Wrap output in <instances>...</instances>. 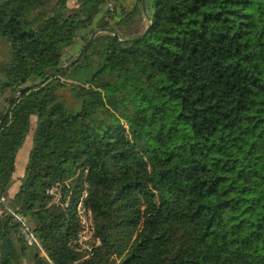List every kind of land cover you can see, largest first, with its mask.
I'll return each mask as SVG.
<instances>
[{
    "label": "trees",
    "instance_id": "1",
    "mask_svg": "<svg viewBox=\"0 0 264 264\" xmlns=\"http://www.w3.org/2000/svg\"><path fill=\"white\" fill-rule=\"evenodd\" d=\"M144 1L0 0V264H264V0Z\"/></svg>",
    "mask_w": 264,
    "mask_h": 264
},
{
    "label": "built area",
    "instance_id": "2",
    "mask_svg": "<svg viewBox=\"0 0 264 264\" xmlns=\"http://www.w3.org/2000/svg\"><path fill=\"white\" fill-rule=\"evenodd\" d=\"M48 198V207H58L62 206V193L60 190V186L58 184L48 188L45 192ZM85 194H83L82 199L76 205V214L79 219V230L74 238L71 247L77 253H80L84 256L91 255L97 247L101 245V241L98 237H95L93 219L91 212L87 210L83 203V198ZM65 208L67 204L63 205ZM7 213L11 214L15 221L19 224V232L23 237L24 241L31 246H35L40 250L41 256H44V253L40 249L38 241L32 231V228L26 221V218L21 215L15 214L11 209L6 208Z\"/></svg>",
    "mask_w": 264,
    "mask_h": 264
},
{
    "label": "crops",
    "instance_id": "3",
    "mask_svg": "<svg viewBox=\"0 0 264 264\" xmlns=\"http://www.w3.org/2000/svg\"><path fill=\"white\" fill-rule=\"evenodd\" d=\"M34 130H35V127L31 131V119H30L29 133L24 141L22 148L19 150V152L16 155L15 170L12 175L11 187L8 191L9 199H13L19 190L20 183H21L20 180L24 176L25 168L28 162L29 153L32 148V138L34 135ZM27 138H30V141H28Z\"/></svg>",
    "mask_w": 264,
    "mask_h": 264
},
{
    "label": "rangeland",
    "instance_id": "4",
    "mask_svg": "<svg viewBox=\"0 0 264 264\" xmlns=\"http://www.w3.org/2000/svg\"><path fill=\"white\" fill-rule=\"evenodd\" d=\"M75 6H76V0H69L68 7L69 8H74ZM142 29H143V26H142ZM99 33H101V30H95L94 32H92V34H95L94 36H96ZM72 52H73L72 56L64 58L63 65L68 64L69 62H71L74 59V57L80 52V49L73 50ZM59 94L69 105L73 104L74 101H73L70 93L67 90H61V91H59ZM35 125H36V118L32 117L31 118V131L34 129ZM27 140L30 141V138H27ZM19 163H20V161H19ZM26 221L29 224V226L31 227L30 221L27 218H26ZM23 264H29V263L27 261H24Z\"/></svg>",
    "mask_w": 264,
    "mask_h": 264
},
{
    "label": "water",
    "instance_id": "5",
    "mask_svg": "<svg viewBox=\"0 0 264 264\" xmlns=\"http://www.w3.org/2000/svg\"><path fill=\"white\" fill-rule=\"evenodd\" d=\"M141 5H142L143 12H145V1H144V0H141ZM146 32H147V31H145L143 35H145ZM94 35H95V34H92V35L90 36L89 41H88L87 44L84 46V48L82 49V51H80V52L74 57V59H73L71 62H69L68 64H65V65H62V66L56 68L55 70L51 71V72L48 74V76L46 77V79L49 78L53 73H55V72H57V71H59V70L67 69V68L71 67L72 65H74L76 62L80 61V60L82 59L83 55L85 54V52L87 51V49H88L90 43L92 42V39H93ZM129 41H133V40H129ZM25 89H26V88L21 89V90H19V91H17L16 93L13 94V96L10 98V100H9V102H8L7 110H8V109L10 108V106L12 105V101H13L14 97H15L16 95L22 93ZM7 110H6V111H7Z\"/></svg>",
    "mask_w": 264,
    "mask_h": 264
}]
</instances>
